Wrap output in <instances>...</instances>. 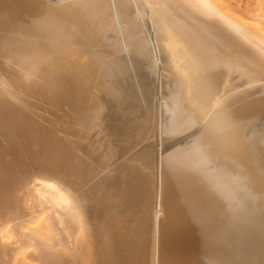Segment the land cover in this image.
I'll return each instance as SVG.
<instances>
[{"label":"bare ground","instance_id":"bare-ground-1","mask_svg":"<svg viewBox=\"0 0 264 264\" xmlns=\"http://www.w3.org/2000/svg\"><path fill=\"white\" fill-rule=\"evenodd\" d=\"M22 253L264 264V33L214 0H0V264Z\"/></svg>","mask_w":264,"mask_h":264},{"label":"rangeland","instance_id":"rangeland-1","mask_svg":"<svg viewBox=\"0 0 264 264\" xmlns=\"http://www.w3.org/2000/svg\"><path fill=\"white\" fill-rule=\"evenodd\" d=\"M227 13L251 23L264 33V0H214ZM251 21V22H250ZM258 23V24H257ZM260 23V24H259ZM18 264H32L24 253L17 257Z\"/></svg>","mask_w":264,"mask_h":264}]
</instances>
